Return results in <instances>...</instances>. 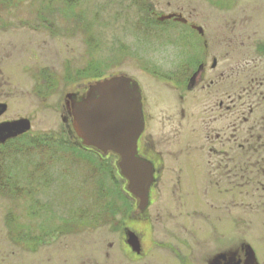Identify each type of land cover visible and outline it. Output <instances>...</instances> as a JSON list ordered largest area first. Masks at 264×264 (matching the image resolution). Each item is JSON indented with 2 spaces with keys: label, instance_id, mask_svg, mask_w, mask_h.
<instances>
[{
  "label": "rangeland",
  "instance_id": "rangeland-1",
  "mask_svg": "<svg viewBox=\"0 0 264 264\" xmlns=\"http://www.w3.org/2000/svg\"><path fill=\"white\" fill-rule=\"evenodd\" d=\"M151 1V17H177L182 9L186 16L193 11L210 14L214 20L209 16L202 22L213 35L223 22L233 25L247 15V33L264 35V0H231L234 7L226 12L214 5L220 0ZM146 15L134 0L0 1V103L8 106L0 123L22 118L31 121L30 132L15 144L24 145L43 136L55 140L51 145L56 164L46 178L34 174L40 158L34 157L30 163L14 158L9 170L38 200L53 210L60 208L55 215L47 210L41 215L39 206L28 196L15 199L1 194L0 264H77L97 258L100 232L97 227L85 226L80 214L93 210L102 196L99 190L107 191L106 196L117 195L115 184L123 192L125 182L119 174L116 181L108 173L96 175L93 165L87 163L89 157L100 167L103 162L95 155L83 154L85 161L78 166L68 159L64 109L68 94L80 93L93 78L115 74L132 77L144 92L151 148L147 156L163 166L161 195L170 196L172 182L183 181L187 188L180 195L197 197L200 211L210 215L205 222H213L217 240L230 238L228 244L234 251L250 245L259 264H264V193L235 189L229 205L226 189L212 188L209 158L198 150L204 140L193 133L196 100L189 95L182 105L178 95L181 27L168 22L146 33L138 32L137 25ZM96 74L101 76L94 77ZM183 109L186 118L182 117ZM105 162L112 166L117 160L109 156ZM30 176L34 178L27 181ZM241 199L247 203L242 204ZM207 223L202 221L201 227L208 229Z\"/></svg>",
  "mask_w": 264,
  "mask_h": 264
},
{
  "label": "flooded vegetation",
  "instance_id": "flooded-vegetation-1",
  "mask_svg": "<svg viewBox=\"0 0 264 264\" xmlns=\"http://www.w3.org/2000/svg\"><path fill=\"white\" fill-rule=\"evenodd\" d=\"M233 4L231 0L214 3L223 12L232 10ZM209 16L214 20L210 14L195 11L189 16L184 9L177 13L181 27L178 95L182 105L189 95L196 100L192 132L197 139L204 140L198 150L209 158L212 188H225L231 205L235 189L251 188L264 193V35L247 33V15L233 25L230 21L223 22L224 26L211 35L202 22ZM88 87L73 94L79 99L86 95ZM142 95L144 102L143 90ZM64 110L65 130L69 129L65 141L80 156L73 164L83 165V154L89 150L83 147L73 128L71 109L66 105ZM181 114L187 117L185 109ZM145 121L139 153L155 163L157 178L149 206L141 211L139 199L126 191L125 195L98 197L92 211L80 214L85 226L97 227L100 232L98 256L77 264H244L247 245L234 251L228 244L230 238L219 242L213 222L212 225L205 222L210 215L200 211L197 197L180 195L187 188L183 181L172 182L170 196L161 195L163 166L147 156L151 148L146 115ZM205 141L209 147H205ZM34 197L27 198L39 206L41 215L60 211L58 206L53 210ZM239 202L247 203L244 199ZM202 221L208 224V229L201 227Z\"/></svg>",
  "mask_w": 264,
  "mask_h": 264
},
{
  "label": "water",
  "instance_id": "water-1",
  "mask_svg": "<svg viewBox=\"0 0 264 264\" xmlns=\"http://www.w3.org/2000/svg\"><path fill=\"white\" fill-rule=\"evenodd\" d=\"M178 18L159 17L158 21ZM71 108L73 127L83 145L103 156H118L117 167L127 181L128 192L139 199V209L146 210L155 178L154 164L139 155L138 143L145 130L142 92L140 85L127 75H114L90 84L86 95L66 96ZM8 110L0 103V116ZM26 118L0 123V145L31 130ZM244 264H259L251 246L246 248Z\"/></svg>",
  "mask_w": 264,
  "mask_h": 264
},
{
  "label": "trees",
  "instance_id": "trees-1",
  "mask_svg": "<svg viewBox=\"0 0 264 264\" xmlns=\"http://www.w3.org/2000/svg\"><path fill=\"white\" fill-rule=\"evenodd\" d=\"M4 1L5 0H0ZM135 4L145 11L147 13L146 16L141 19L139 24L137 25V31L138 32H143L146 33L147 31H151V28H154V26H161L165 25L166 23H159L156 20V17H151L152 14H154V7L153 3L151 0H134ZM168 23V22H167ZM101 76L99 74L94 75V77ZM177 77V75H176ZM176 79V78H175ZM93 80H96L93 78ZM20 140L17 139L15 141L9 142L6 145L0 147V195H9L13 197H33V191L32 189H27L23 188L21 186V180L19 179L18 175H15L11 173L9 170V165L11 164V161L15 158V160H20L24 161L26 160L27 163L32 162V159L35 158H40L36 168L34 170V174L37 172L42 174V176H49V172L51 171V166L55 165L56 162H54V154L55 151L53 149V146L55 145V140L53 138H50L48 136H43V137H34L29 140L28 143L23 144H15L16 141ZM54 142L53 146L51 143ZM65 147V144L64 146ZM67 151L70 152L71 156L68 157L71 158L72 162H75L76 158H80V156L77 155L76 152H74V147L72 145L66 144ZM68 152V153H69ZM87 154L88 153H84ZM91 154V153H89ZM92 155V154H91ZM66 156V155H65ZM103 164L98 167L96 164L93 162L92 158H87V163L89 162L90 164L93 165V168H95L94 172L96 175L106 174L108 173V176H110L114 181H116V174H117V169L115 165H108L105 162V159H102L103 157H100ZM34 177L30 176V179L27 181L32 180ZM105 182V181H104ZM106 186V184H104ZM34 186V183L32 185ZM116 190H118L117 195H122L119 189V185L115 184ZM102 196H106V192L104 190H99ZM100 196V195H99ZM83 213H86V211H82ZM97 213V212H96ZM84 218H81L80 220H83Z\"/></svg>",
  "mask_w": 264,
  "mask_h": 264
}]
</instances>
